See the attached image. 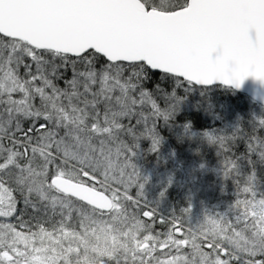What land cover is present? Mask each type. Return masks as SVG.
Wrapping results in <instances>:
<instances>
[{"label":"snow or ice","instance_id":"obj_1","mask_svg":"<svg viewBox=\"0 0 264 264\" xmlns=\"http://www.w3.org/2000/svg\"><path fill=\"white\" fill-rule=\"evenodd\" d=\"M232 37L237 63L210 62L215 42ZM249 75L264 81V0H0V219L20 220L0 223V264H29L37 238L89 218L88 194L101 192L141 226L114 264H264V228L238 208L249 195L264 205V118L251 133H205L238 191L231 215L209 214L216 227L192 225L190 207L163 215L136 164L142 138L159 148V124L185 98L178 89L239 87Z\"/></svg>","mask_w":264,"mask_h":264},{"label":"rangeland","instance_id":"obj_2","mask_svg":"<svg viewBox=\"0 0 264 264\" xmlns=\"http://www.w3.org/2000/svg\"><path fill=\"white\" fill-rule=\"evenodd\" d=\"M191 91L194 90L192 89ZM181 92L185 93L184 89H181ZM194 93L196 92L194 91ZM180 94L178 92V95ZM181 104L189 106L191 103L181 102ZM209 105L213 108L216 107L214 102L209 103ZM251 107L253 110L252 113L262 118L260 116L262 114L261 108L256 106ZM224 114L226 122H231V124L236 123L237 116L239 115V113L230 106L225 108ZM223 129L224 128L215 129L214 131L207 132H215ZM159 135L161 139H163L160 133ZM203 135L209 141L208 136L206 134ZM147 144H149V151L145 153L144 147ZM158 149H160V145ZM152 152L151 139L148 137L142 138L140 140L136 164L142 172L143 177L147 179V183H145L143 189L147 199L150 198V190L165 183V171H168L165 166L169 161H172L174 168L173 172L168 175L169 178H167V182H170L169 179L176 174L178 175L180 172L183 174L184 172L186 176L191 178L200 175L201 179L207 183V187L205 188L206 196L201 199L202 206L201 209L198 210V224L209 222V214L212 217H216V213L232 214L229 212V209L235 206L238 199L237 185L232 178H225L223 166H213V164H210L211 160H204L203 163L198 161L201 165L185 168L177 163L175 156L168 148L166 151L163 149L162 153L155 159L156 161H151L153 165L151 163L149 165L144 164V154H147V157L150 158ZM143 165L144 167L141 168ZM154 174H163V176L162 178H155ZM193 181L194 180H192V182ZM243 186L244 185L241 184V188ZM241 194L243 196H239V198L244 199V194ZM162 196L163 198L166 197L165 194ZM260 199V197L247 196V200L250 202L246 205L241 204L238 206L242 214L255 220L258 229L264 228V214H258V209H264V205L259 203ZM191 200L193 199L191 198ZM196 200L198 199H194L193 201ZM91 218L95 221L89 223ZM6 219L7 218L0 219V223H9ZM125 219L131 218L125 214L122 207L114 205L110 211L97 210L89 218L83 219L80 223L73 222V224L67 226V233L59 232L56 233L54 237H44L42 241L38 237L36 243L27 250L29 264H114L119 257L125 254L126 250L132 249L140 242L137 241V239L134 240V242L124 241L122 239L124 236H127L124 230L129 231L130 229L129 226L122 228ZM217 219L219 220V228L223 230L225 221L223 218ZM209 223L211 227H216L214 223ZM135 226L137 227H135L134 230L131 226V233L133 234L134 231H136L134 233L136 237V233L141 227L139 225ZM249 235L251 234L249 233ZM120 238L123 242L120 241ZM105 251H114V255H105Z\"/></svg>","mask_w":264,"mask_h":264},{"label":"trees","instance_id":"obj_3","mask_svg":"<svg viewBox=\"0 0 264 264\" xmlns=\"http://www.w3.org/2000/svg\"><path fill=\"white\" fill-rule=\"evenodd\" d=\"M158 79H160V75L159 73H155L152 80L148 82L147 87L151 88L153 83L158 81ZM168 83L170 85L171 81ZM192 89L196 93L187 89H184L185 93H182L181 89L177 90V94L179 92L182 97H185L182 102H189L191 104H189V106L181 104L179 111L170 121H161L158 126V132L163 137V139H161L160 149L153 151L150 158L147 157V154H144V164L149 165L151 163L153 165L151 161H156L155 159L162 153L163 149L166 151L168 148L175 156L177 163L185 168L201 165L198 161L203 163L204 160H211L210 164H213V166H223L224 158L219 154L217 145L208 141L203 134L207 131H214L215 129L221 128H224L223 130L231 134L230 132L237 126H240L243 131L251 133V122L253 120L258 121L259 117L252 113L253 110L251 106L261 108L262 114L260 116L264 118V106L250 98L247 94L238 92L232 87L221 84L212 86H198L195 84ZM211 102H214L216 107H210L209 103ZM228 106L232 109L234 108V110L239 113L236 123L231 124V122H226L224 112L225 108ZM256 134L264 135V131H261L259 127H257ZM146 151H149V144L144 147V152L146 153ZM244 151L245 144L243 141H238L236 147L232 149V152L237 155ZM165 154L167 155L166 152ZM143 167L144 165L141 168ZM165 167L168 169V171H165V183L150 190L149 202L158 205L160 212L165 216H171L174 213L180 215V212H182L184 208L190 207L191 212L189 214V220L192 225H197L198 210L201 209L202 206L201 199L206 196L205 188L207 187V183L201 179L200 175L191 178L186 176L184 172L183 174H181V172L178 175L176 174L169 179L170 182H167V178H169L168 175L173 172L174 168L172 161H169ZM261 172L262 179H264V167H262ZM154 176L155 178H162L163 174H154ZM192 180L194 181L192 182ZM262 187L264 186L262 185ZM163 194L166 195L165 198H163ZM240 196L243 195L241 194ZM191 198L193 200H198L193 201ZM17 208L19 213V211L23 209L22 202H18ZM22 219L28 221L29 216L25 214ZM6 221L17 226L20 223V220L17 219L16 216L7 218ZM93 221L95 220L91 218L89 223ZM31 223L34 224L35 222L32 221ZM135 225L140 226L139 222L133 219H125L122 228L129 226L130 229L129 231L124 230L127 233V236L122 238L124 241L134 242L136 239L140 241L142 235L141 228L138 227L139 231L136 233V237L134 236L136 231H134L133 234L131 233V226L134 230V228L137 227ZM190 226L191 225L188 223H185V228ZM33 230L35 229L33 228ZM156 230L165 231L166 229L165 226L157 224ZM122 239L120 238L121 242H123Z\"/></svg>","mask_w":264,"mask_h":264},{"label":"water","instance_id":"obj_4","mask_svg":"<svg viewBox=\"0 0 264 264\" xmlns=\"http://www.w3.org/2000/svg\"><path fill=\"white\" fill-rule=\"evenodd\" d=\"M260 34L255 28H250L247 33V41L250 45L256 46L260 41ZM239 46V39L232 37L230 39H218L215 44L208 50L207 58L210 62L220 61L228 68H231L237 63V57L233 54L234 49ZM221 84L232 87L234 90L247 94L250 98L264 106V81H261L253 75L247 76L241 86L237 87L234 84H224L222 81H216L213 85ZM196 85L202 86L199 83ZM212 86V85H211ZM89 198L94 201L95 207L99 210L110 211L114 203L104 194L89 193Z\"/></svg>","mask_w":264,"mask_h":264},{"label":"clouds","instance_id":"obj_5","mask_svg":"<svg viewBox=\"0 0 264 264\" xmlns=\"http://www.w3.org/2000/svg\"><path fill=\"white\" fill-rule=\"evenodd\" d=\"M258 214H264V209H258ZM104 254L105 255H114V251L113 252L105 251Z\"/></svg>","mask_w":264,"mask_h":264}]
</instances>
